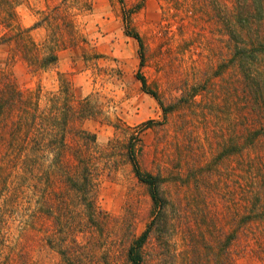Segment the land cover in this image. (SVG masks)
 Listing matches in <instances>:
<instances>
[{"label":"rangeland","instance_id":"374dc122","mask_svg":"<svg viewBox=\"0 0 264 264\" xmlns=\"http://www.w3.org/2000/svg\"><path fill=\"white\" fill-rule=\"evenodd\" d=\"M216 1L25 0L18 6L40 52L54 48L58 61L33 72L11 44L1 43L0 71L28 94L37 113L59 120L68 113L74 127L96 135L87 149L96 169L95 210L75 190L64 192L62 183L52 186L40 176L43 162L55 157L45 145L59 144V124L48 128L46 117L28 146L12 138L9 122L0 124V264H65L48 241L56 218L58 241L77 254L78 264H128V245L153 217L148 187L125 155L131 135L140 139L141 168L167 178L163 189L172 203L168 238L162 243L152 234L145 245L148 264H215L207 246L219 250L224 233L237 228L235 215L248 203L242 185L264 180L262 143L227 151L254 115L239 70L223 66L232 51ZM128 32L142 37L143 65ZM80 101L86 115L75 120ZM66 140H77L71 129ZM235 235L233 264H264V218Z\"/></svg>","mask_w":264,"mask_h":264},{"label":"trees","instance_id":"16d2710c","mask_svg":"<svg viewBox=\"0 0 264 264\" xmlns=\"http://www.w3.org/2000/svg\"><path fill=\"white\" fill-rule=\"evenodd\" d=\"M23 1L25 0H0L2 32L0 44H11L14 54H19L30 70L37 72L50 65H55L58 61V53L54 48L44 54L40 52V44L31 35L33 27L23 26L19 19L17 8ZM216 2V14L223 21V29L228 35L227 42L232 51L231 56L224 60L223 66L231 65L239 70L242 75V89L246 93L245 96L249 98L250 111L254 115L253 126L245 129V133L239 134V143L236 147L227 150H236L238 153H242L248 145L252 147L261 143L264 145V0H217ZM37 25L38 22L34 26ZM128 34L138 41L140 65H143L144 43L142 37L137 32H128ZM136 76L141 81L142 88L159 101L164 114H167V107L163 105L157 92L149 89L145 76L141 72H137ZM26 95L28 94L19 88L14 79L12 80L8 74L0 71V124L10 123V134L12 138L19 140V146L35 143L34 131L44 125L46 117L52 121L48 128L54 129V126L59 124L61 130L59 144L54 145L50 139L45 145L50 153L55 154V157L50 163L43 162V168L47 167L46 171L43 169V172H40V176L45 181L48 180L50 184L52 183V186L57 182L62 183L64 192L75 190L80 200L84 202L83 204L91 209L90 213H93L95 209L90 199H92L93 187H95L92 175L96 169L93 162H89L90 155L87 153V149L96 142V135L80 127H74L75 121L70 120L71 117L68 113L61 120L55 115L53 117L45 116L41 110L37 113V107L31 106L33 103ZM80 103L82 106L78 108L75 120L86 115L84 102L80 101ZM151 123L152 120H148L144 125L148 126L147 124ZM70 129L77 137L74 144L66 140ZM136 140L140 141L136 135L129 137L125 155L132 164L135 176L148 187L153 203V217L143 232L128 245L126 256L128 264H148L144 253L145 245L152 234L158 236L162 243L168 238V230L173 224V218L170 216L172 203L163 189L167 178L141 168L138 160L141 147L136 144ZM261 152L264 157V147ZM2 165L3 163H0V166ZM9 174L10 172L5 173V175ZM4 179L5 176L0 181L1 189L5 186ZM250 182L248 188L242 185L240 189V196L248 199L247 202L251 205L248 206L246 203V210L235 215L238 218L237 228L230 233H224L225 236L218 242L219 250H215L209 244L207 246L208 252L211 254L209 258L214 259L215 264H233L230 246L236 241L235 233L245 230V226H250L255 221L264 218V180ZM251 189L254 193L251 196L247 195L245 191ZM52 220H54V216ZM59 223V219L56 218L51 224L52 233L48 237L49 244L57 248L56 250L62 256L65 264H78L75 261L77 254L67 251L66 245V248L62 247L64 242L58 241L56 230Z\"/></svg>","mask_w":264,"mask_h":264}]
</instances>
